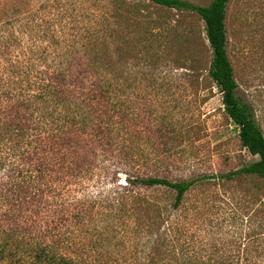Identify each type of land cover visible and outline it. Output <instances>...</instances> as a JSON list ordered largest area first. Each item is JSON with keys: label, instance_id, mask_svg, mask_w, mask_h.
<instances>
[{"label": "trees", "instance_id": "obj_1", "mask_svg": "<svg viewBox=\"0 0 264 264\" xmlns=\"http://www.w3.org/2000/svg\"><path fill=\"white\" fill-rule=\"evenodd\" d=\"M149 1L203 21L212 50L207 75L241 145L257 158L191 179L143 174L140 149L124 137L120 73L106 59L105 31L120 12L101 26L96 19L87 28L76 21L69 33L59 8L62 36L48 42L40 31L27 37L24 15L0 19V264H237L228 255L220 260L215 246L206 261L200 238L180 213L185 195L203 178H264V128L239 91L227 52L230 0ZM142 35L154 38L145 46L149 53L164 47L156 27ZM79 54L83 62L73 68ZM120 174L125 182H118ZM96 182L119 189L86 196ZM159 186L172 194L166 202L138 191Z\"/></svg>", "mask_w": 264, "mask_h": 264}, {"label": "rangeland", "instance_id": "obj_2", "mask_svg": "<svg viewBox=\"0 0 264 264\" xmlns=\"http://www.w3.org/2000/svg\"><path fill=\"white\" fill-rule=\"evenodd\" d=\"M59 8L68 16L63 18L69 33L76 21L87 28L96 19L101 26L110 13L120 12L105 31L106 59L120 73L124 137L127 145L140 149L143 174L191 179L228 172L257 158L241 145L221 92L207 75L212 50L196 13L149 0H0V19L24 15L27 37L40 31L48 42L62 36L55 16ZM225 26L239 91L253 102L264 128V0H230ZM154 27L164 34L156 39L164 47L149 53L145 46L154 44V38L145 40L142 34ZM77 59L73 68L83 62L82 55ZM118 179L125 182L124 174ZM118 189L96 182L85 195ZM138 191L161 203L172 196L162 186ZM180 213L187 218L189 233L200 238L206 261L215 246L220 260L228 255L237 264H264V178H203L185 195Z\"/></svg>", "mask_w": 264, "mask_h": 264}]
</instances>
